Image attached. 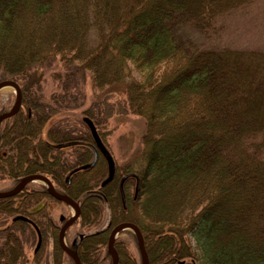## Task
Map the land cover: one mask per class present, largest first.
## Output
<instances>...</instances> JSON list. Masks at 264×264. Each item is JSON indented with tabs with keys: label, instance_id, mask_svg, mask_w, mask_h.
Masks as SVG:
<instances>
[{
	"label": "trees",
	"instance_id": "obj_1",
	"mask_svg": "<svg viewBox=\"0 0 264 264\" xmlns=\"http://www.w3.org/2000/svg\"><path fill=\"white\" fill-rule=\"evenodd\" d=\"M258 1L0 0V82L21 94L0 123V181H11L0 192L40 174L77 201L84 235L68 247L80 264H111L108 235L123 222L139 229L148 264H264V49L212 41L222 18ZM44 70L57 81L50 93ZM87 80L92 101L82 108ZM113 112L142 129L128 162L114 160L118 175L100 187L98 155L65 186L70 170L92 160L81 117L105 145L99 127ZM67 141L83 144L49 145ZM50 200L60 203L30 184L0 197V264H75ZM36 229L42 247L28 256L23 244L38 241ZM113 246L117 264H141L126 241Z\"/></svg>",
	"mask_w": 264,
	"mask_h": 264
},
{
	"label": "rangeland",
	"instance_id": "obj_2",
	"mask_svg": "<svg viewBox=\"0 0 264 264\" xmlns=\"http://www.w3.org/2000/svg\"><path fill=\"white\" fill-rule=\"evenodd\" d=\"M259 2V1H258ZM264 8V0H261L259 3L255 2L254 4L248 6L242 11H236L229 15L226 18H222L217 24L218 28L216 34L212 38L213 43L218 44V46H228L232 48H254V49H264V24L262 23L263 11ZM51 70H44L42 80L44 82V87L47 93L54 91L57 86V81L52 78ZM53 75V74H52ZM85 98L83 101L82 108H86L91 104L92 101V91L89 85V81L87 80L84 87ZM14 89L9 86L7 89L0 90V107L5 110L11 109L14 105ZM16 98V96H15ZM118 98L117 94L111 95L108 99L113 101ZM81 108V109H82ZM8 111V110H7ZM115 112V111H114ZM108 118V122H105L101 127H99V132L103 134V140L105 145L108 147L112 157L115 162L118 164L128 162L129 154L131 150L136 148L140 143V134L142 129L140 128V124L136 122H129L130 118L126 115L116 117L115 113ZM76 114V110H75ZM81 117V115L77 114ZM131 119H137L135 116H130ZM63 119L66 123H70L72 120ZM59 120V116L53 117L48 123L51 125ZM140 120V119H139ZM82 121V117H81ZM136 121V120H135ZM86 126V125H85ZM45 134V131L43 132ZM41 181H32L30 182L31 186H39ZM11 185L10 180L0 181V190L3 188H7ZM13 188V186H12ZM132 191V187L130 186V192ZM48 209L51 213L52 217L57 218L59 215H66L67 218L75 211V207L73 204L63 205L61 203H57L53 200L48 202ZM108 212V211H107ZM107 215V216H106ZM104 216V219L109 217L108 214ZM106 219V220H107ZM105 226V221L103 227ZM78 225L74 224L67 230V235L63 237V243L67 246L70 244L75 236L78 235L79 232ZM87 232L86 230H84ZM132 232L129 229H121L115 236L114 239H122L127 242L128 249L137 255V239L130 235L128 232ZM82 232V231H81ZM133 233V232H132ZM134 234V233H133ZM26 236L24 235L23 238ZM37 238L32 236L30 240L24 241V251L26 255L31 256L33 252H36L40 249L41 242L39 247L36 249ZM42 247V246H41ZM45 254L49 256L52 250V243L48 241L45 243L44 248ZM111 257L112 253L110 252ZM51 258V257H50ZM148 259V258H147Z\"/></svg>",
	"mask_w": 264,
	"mask_h": 264
},
{
	"label": "water",
	"instance_id": "obj_3",
	"mask_svg": "<svg viewBox=\"0 0 264 264\" xmlns=\"http://www.w3.org/2000/svg\"><path fill=\"white\" fill-rule=\"evenodd\" d=\"M9 86H11L15 90L16 99H15L14 105H13V107L11 109H9L8 111L0 114V123H1V121L3 119L8 118L11 115L15 114L18 111V109L20 108L21 94H20V90H19L18 86L12 81H1L0 82V90L2 88H6V87H9ZM82 120L86 124V126H87V128L89 130L90 136H91V143H87L86 145L91 148V150L93 152V158H92V160L89 163L73 169L72 172H75L78 169H87V168L92 167L94 165V163H95V161L97 159L98 153H99L103 157V159H104V161L106 163L107 174H106V177L101 182V185H105L108 182H110L112 180L113 176H114V173H115L114 160H113L111 154L109 153V151L106 149V147L102 143V141H101V139H100L95 127H94V124L92 123V121L88 117H85V116L82 118ZM75 144H83V143L79 142V141H68V142L57 143V144H52L51 143L49 145L51 147H53V148H57L58 149V148H63V147H67V146H71V145H75ZM128 176L129 175H125V176H123L121 178V180H120V190H121L122 182ZM36 180L44 182V184L47 185V192L52 197H54L56 200L64 201L66 203H71L72 202V200L69 197L63 196V195L59 194L58 192H56L53 189L50 181L45 176H42V175H39V174L26 175L25 177H23L20 180V182L17 184V186L15 188H13L11 190L4 191V192H0V197H7V196L15 195L28 182L36 181ZM74 207H75V211H74L73 215L60 228V233H59V236H58V240H59V243H60V246L62 247V249L74 260L75 264H80L78 256L74 252H72L63 243V240H62V236H63L64 230L68 226H70L78 217V214H79L78 207L77 206H74ZM16 219L27 220L25 217H22V216H16V217L13 218V220H16ZM121 229H129V230L134 232V234L136 236V239H137L138 251H139V254H140V257H141V264H148V259H147L146 251H145V248H144L142 235H141L139 229L134 224H132L130 222H123V223L117 224L110 231V235H109V238H108V249L110 250V252L112 253V256H113L111 264H117V261H118V256L116 254V251L113 248V241H114V238H115L116 234ZM39 245H40V238H38V242L36 244V249L39 247ZM180 264H182V262H180Z\"/></svg>",
	"mask_w": 264,
	"mask_h": 264
},
{
	"label": "flooded vegetation",
	"instance_id": "obj_4",
	"mask_svg": "<svg viewBox=\"0 0 264 264\" xmlns=\"http://www.w3.org/2000/svg\"><path fill=\"white\" fill-rule=\"evenodd\" d=\"M90 150H91V148H90ZM91 153H92V157H93V152H92V150H91ZM78 167H80V166H78ZM75 168H77V167H75ZM75 168H73V169H75ZM72 169V170H73ZM72 170H70L67 174H66V176H65V186H68L69 184H70V180H71V178L74 176V174L76 173V172H78V171H81V170H83V169H78V170H76L75 172H72ZM115 175H118L117 173H116V169H115V173H114V176ZM114 176H113V178H114ZM112 178V179H113ZM49 179V178H48ZM120 180H121V177H119V185H118V188H119V192H120V197H121V201H122V203H123V205H124V203H125V196H124V193H123V189H122V187H123V183H124V181L126 180H124L123 182H122V185H121V190H120ZM49 181H50V179H49ZM103 181V180H102ZM51 183V185H52V187H53V189L56 191V192H58L59 194H61V195H63V196H67V197H69L71 200H72V202L71 203H66V202H64V201H59L61 204H63V205H70V204H73L74 206H77L78 207V210H79V212H80V206H79V203L77 202V201H75L74 199H72L69 195H67V194H65L63 191H62V189L61 188H59V187H55L54 185H53V183L52 182H50ZM29 183H27L26 185H24V187L25 186H27ZM41 185V188H42V190L44 191V192H46L48 195H50L48 192H47V185L46 184H40ZM15 186H16V184H15ZM103 186H105V185H101V183H100V187H103ZM23 187V188H24ZM22 188V189H23ZM59 189V190H58ZM135 191H136V187H135ZM99 189H95L94 190V194L95 195H100L99 194ZM51 196V195H50ZM52 197V196H51ZM53 199H55L54 197H52ZM56 200V199H55ZM48 202L49 201H46L44 204L47 206V210L49 211V209H48ZM72 216V214L69 216V218ZM78 216H79V214H78ZM54 218V217H53ZM67 217H66V215H59L57 218H54V220L57 222V225H58V233H57V240H58V236H59V233H60V228L62 227V225L64 224V222L65 221H67ZM77 219H78V217H77ZM77 219L70 225V226H68L65 230H64V232H63V236L65 237V235H66V233H67V230L70 228V227H72L75 223H76V221H77ZM36 231H37V229H36ZM111 231V230H110ZM37 234H38V231H37ZM84 235V233L83 232H81V231H79L78 232V235L77 236H75V237H81V236H83ZM86 235V234H85ZM109 235H110V232H109ZM109 235H108V238H109ZM38 238H40V236H39V234H38ZM75 240V238H73L72 239V241H74ZM115 240V239H114ZM58 242H59V240H58ZM113 243H114V241H113ZM60 244V243H59ZM108 244V243H107ZM113 248H114V246H113Z\"/></svg>",
	"mask_w": 264,
	"mask_h": 264
},
{
	"label": "bare ground",
	"instance_id": "obj_5",
	"mask_svg": "<svg viewBox=\"0 0 264 264\" xmlns=\"http://www.w3.org/2000/svg\"><path fill=\"white\" fill-rule=\"evenodd\" d=\"M2 89H3V90H4V89H7V87H6V88H2Z\"/></svg>",
	"mask_w": 264,
	"mask_h": 264
}]
</instances>
